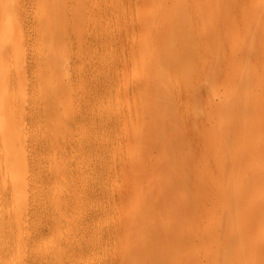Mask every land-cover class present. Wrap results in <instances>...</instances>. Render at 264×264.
<instances>
[{
    "label": "rangeland",
    "instance_id": "1",
    "mask_svg": "<svg viewBox=\"0 0 264 264\" xmlns=\"http://www.w3.org/2000/svg\"><path fill=\"white\" fill-rule=\"evenodd\" d=\"M217 2L202 76L148 88L172 0H0V264H144L177 202V264H264V0Z\"/></svg>",
    "mask_w": 264,
    "mask_h": 264
},
{
    "label": "bare ground",
    "instance_id": "2",
    "mask_svg": "<svg viewBox=\"0 0 264 264\" xmlns=\"http://www.w3.org/2000/svg\"><path fill=\"white\" fill-rule=\"evenodd\" d=\"M217 1L218 0H172V6L173 7L171 10L168 9V6L170 5L169 4L167 6V8L164 7V8H166V10H163V13L160 12V13H162V15L159 14V12H156L155 15L152 14V19L150 21V24H152L151 25L152 30L155 32L156 31H158V32L146 34V39H147V40L145 39L146 40V42H145L146 43V49H148L150 51V54H151V52L152 53L154 52L157 56V53L159 52L158 53L159 55L157 57L156 62L150 63V61H149L150 66L153 68V71H151V73H150L151 74L150 76H152V77H151V80L150 79L148 80L146 87H148V88L149 87H156L158 84H161L167 78V76H169V78L170 77L171 78L176 77L177 76L176 73H178V72L182 73V71H183V73L188 74V77L191 78V79H188L189 81L191 80L190 84L195 82V77L199 79V77L202 76V73H203L202 70L205 69V67L203 68V65L208 63L207 62L208 59L214 55V52L217 49L216 44L214 45V40H215L216 32H217L216 31L217 28H216L215 23H216V20L219 22L220 18L218 19L217 15L214 14V8H215V6H217L221 2V1H219V3H218ZM221 3H223V2H221ZM233 3L234 2H232V4ZM162 4H163V2H162ZM230 4L231 3H229L228 5L230 6ZM219 5H221V4H219ZM127 6H128V4H127ZM220 7H219L220 11L222 9H225V10L227 9V6L224 7V5H223L224 8L221 9ZM231 8H232V6L229 7V9H231ZM162 9H163V7H162ZM217 10H218V8H217ZM228 12L231 14V11H228ZM218 13L219 12H217V14ZM222 15H225V13L223 14V12H222ZM227 15H229V14H227ZM223 18L225 19V17H223ZM228 18L232 19L229 16H228ZM228 18H227V20H228ZM227 20H224V21L226 22ZM220 22L223 24V21L220 20ZM230 23H231V21H230ZM227 24L228 23H226V25ZM223 27H222V29H224ZM153 28H155V29H153ZM220 28L221 27H219V30H220ZM225 32L226 31H224V33ZM157 34L160 37V39H159V41L161 40L160 42L157 41V38H156V37H158ZM218 39L219 38H217V40ZM223 39H224V37H223ZM217 42H219V41H217ZM217 42H215V43H217ZM156 43H157V46H156ZM223 45L226 49L227 45H225L224 43H223ZM221 49H220V51H221ZM218 50L216 52H218ZM145 55H146V53H145ZM176 71H178V72H176ZM186 78H187V76H186ZM192 79H194V80H192ZM207 84L208 83H206V85ZM158 101L160 102V99H158ZM164 105H165L164 109L168 113L174 112L175 105L173 104L172 101H168L167 104H164ZM159 108H160V106H159ZM179 135L180 134H178L177 136H179ZM180 138H182V135ZM173 139H175V138L173 137ZM178 140H180V139H178ZM168 142H169V140H168ZM169 143H173L172 140ZM176 144H179V142ZM164 145H166V144H164ZM182 145H184L183 142H182ZM176 146L177 145H175V147ZM171 147H172V145H171ZM173 147H174V145H173ZM167 148H165V149H167ZM178 148H180V147H178ZM170 149H168V150H170ZM176 150L178 151V149H176ZM179 150H181V149H179ZM175 151L173 150V152H175ZM178 153H179V151H178ZM171 155H172V153H171ZM166 156H168V154ZM171 158H172V156H171ZM182 204L183 203L177 202L175 204L174 211H172V212L169 211L166 214V215L170 216L171 213L174 212V216L176 219V223H175L176 229H175V233L173 234L174 244H172L171 240H168L169 239L168 236L170 234L164 228L165 226H168L166 223L167 220H165V222L163 221L162 224L158 226L159 228L157 227V229L155 230V231H157L155 233L156 234L155 238H153L149 242L150 244H152L154 246L153 249L148 248V246L150 245L149 244L147 246L148 242H146V241H148V240H146L145 241L146 243L144 242L143 245L140 244L142 246L141 248H142V256L144 258V264H167L168 262L170 264H177V262L180 263L179 260L182 258L181 242L183 239L182 237H183V232H184L183 227L181 226V221L183 220L182 217L185 216L186 214H187L186 216H189L188 215L189 213H186L187 211L184 214V210H188V208L190 210V207H187V206H189V204L187 206H185V204H183L184 205L183 206ZM168 207H169V205H168ZM191 208L193 209V210H191V212H193L194 208H196L195 204H193V207H191ZM188 212H190V211H188ZM192 214L193 213H191V215ZM189 227L191 229V233L195 232L196 225H195L193 219H192ZM161 228H163V229L161 230ZM192 234H194V233H192ZM174 235H175V237H174ZM148 238H149V236H148Z\"/></svg>",
    "mask_w": 264,
    "mask_h": 264
}]
</instances>
